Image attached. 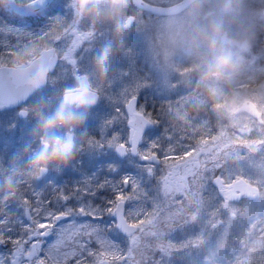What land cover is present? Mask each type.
<instances>
[{
	"label": "rangeland",
	"instance_id": "1",
	"mask_svg": "<svg viewBox=\"0 0 264 264\" xmlns=\"http://www.w3.org/2000/svg\"><path fill=\"white\" fill-rule=\"evenodd\" d=\"M55 1L45 11L53 19L48 30L40 37L29 35L26 43L22 39L19 47L5 46L0 53V64L12 59L20 64L43 49H57L58 63L46 87L22 108L40 95L54 96L71 87L76 83L75 76L86 74L92 57L112 40L110 26L89 35L87 25L74 22L68 0ZM251 1L244 0L239 13L228 15L222 14L225 0H199L183 14L172 17L129 9V16L135 19L127 30L125 49L113 62L111 83L99 93L100 102L90 111L86 128L94 141L102 118L117 116L118 126L126 131L130 116L122 101L129 95L139 97L137 110L155 121L157 128L150 129L135 157L120 159L115 148L98 149L92 142L72 165L59 172L50 170L48 176L65 175L63 186L68 188L93 174L100 180L108 177L117 183L118 191L105 188L93 202L109 208L125 200V215L138 230L121 237L116 225L111 224L110 217L115 222L112 215L103 212L104 219L95 222L99 230L92 234L95 248L79 256V264L102 259L111 264H205V257L211 253L216 254L218 264H264V70H248L259 66L264 56V16L263 7H255ZM18 2L27 4L29 0ZM196 7L199 16L194 15ZM211 19L224 21L231 38H248L254 48L249 58H239L236 88L240 101L231 119H218L204 93L197 89L195 65L204 50L194 43V34ZM247 99L257 105L261 121L242 109ZM197 105L198 110H194ZM118 106L120 111L116 113ZM185 111L191 114L181 121L178 117ZM18 113V109L0 112V164H7L11 153L31 134L34 121ZM159 130L162 136L158 138L155 134ZM152 154H157L161 163L140 161ZM110 164L116 165L115 171L109 169ZM216 175L228 185L238 178L252 182L260 188V200L244 197L239 202L228 201L212 185ZM125 176L126 187L122 183ZM28 188L33 190L22 181L15 197L5 201L0 194V240L7 244L5 251L0 247V252L13 247L8 236L21 234L19 221L27 223L22 203ZM103 195L113 198L114 203L106 204L101 200ZM114 237L120 240H112ZM221 240L224 247L218 249ZM137 252L141 256L138 260Z\"/></svg>",
	"mask_w": 264,
	"mask_h": 264
},
{
	"label": "clouds",
	"instance_id": "2",
	"mask_svg": "<svg viewBox=\"0 0 264 264\" xmlns=\"http://www.w3.org/2000/svg\"><path fill=\"white\" fill-rule=\"evenodd\" d=\"M136 2L68 0L76 24L87 25L89 35L110 26L112 40L92 57L89 70L71 87L54 96L40 95L18 113L24 119L30 117L34 123L31 139L11 153L7 164H0V191L5 201L17 195L22 181L39 180L49 170L59 172L67 168L86 147L91 146L93 141L86 128L88 116L99 99V93L111 83L113 62L125 49V37L130 26L129 9ZM243 2L225 0L222 14L239 13ZM193 12L199 16V7ZM194 43L204 50L200 62L195 65L197 89L204 93L210 110L218 119H231L240 101L236 88L240 74L237 49L250 50L251 41L237 42L229 35L224 21L211 19L194 34ZM47 82L45 75L38 76L32 81V90H39ZM198 108L197 105L194 110ZM190 114L185 111L178 118L185 121ZM9 127H14V124ZM223 247L224 241L221 240L218 249ZM205 264H218L216 254L206 256Z\"/></svg>",
	"mask_w": 264,
	"mask_h": 264
},
{
	"label": "snow or ice",
	"instance_id": "3",
	"mask_svg": "<svg viewBox=\"0 0 264 264\" xmlns=\"http://www.w3.org/2000/svg\"><path fill=\"white\" fill-rule=\"evenodd\" d=\"M3 91L4 83L0 80V94ZM138 103L139 97L132 95L122 101L131 116H135ZM114 111L119 113L120 107ZM117 120V116L102 118L99 136L93 143L98 149L115 148L123 156L127 153L121 145L125 148L135 145L136 133L131 120L125 123L126 131L118 126ZM132 151L135 152V147ZM108 167L116 170L114 164ZM123 179L127 180V176ZM105 188H111L114 193L118 191L116 182L108 177L100 180L93 174L71 188L46 185L24 194L22 207L27 223L20 220L21 234L8 236L7 241L13 247L0 252V264H79L78 254L91 243L93 232L99 230L95 222L104 219L105 211L109 216L116 212V207L103 208L93 202ZM101 200L108 205L114 203L113 198L108 199L106 195L101 196ZM4 246V240H0V247Z\"/></svg>",
	"mask_w": 264,
	"mask_h": 264
},
{
	"label": "water",
	"instance_id": "4",
	"mask_svg": "<svg viewBox=\"0 0 264 264\" xmlns=\"http://www.w3.org/2000/svg\"><path fill=\"white\" fill-rule=\"evenodd\" d=\"M194 1L196 0H181L173 5L162 6L148 3L145 0H137L134 5L141 9L147 10L152 14L163 16L178 14L186 10ZM50 2L51 0H33L30 2L31 6H29V2L28 4L22 5L16 3V0H9L12 8L22 15H31L33 13L39 12L40 10L44 9ZM131 20L132 19L129 18V25L131 24ZM54 51V48L44 50L39 56L35 57L31 61H28L27 64H22L21 66H0V80H2L4 83V91L2 94H0V110L10 109L21 105L33 93L37 91L32 90V81L42 74L47 77L48 71L54 70L57 61ZM44 86H42L41 88H43ZM242 105L243 109L250 115L260 117L259 111L251 101H245ZM131 121L134 124L136 133V143L135 145H131V147H135V152L132 151V153L136 154L137 146L140 144L145 131L148 130V128H150L152 124L142 114H139L137 112H135V116H133ZM121 148L125 150L123 146H121ZM120 156L124 157L125 155ZM146 160H153V157L147 158ZM214 182L215 184L223 186V180H221L220 178H216ZM233 190L239 192L232 193L231 190H226L227 198L239 200L240 197L245 193H248V197L253 199H257L259 197L257 187L252 186L244 179L237 180L233 185ZM113 214L117 219L118 228L122 232L129 233L131 231H134L135 226L127 224V221L124 217L123 201L118 203L116 212H114ZM99 264L108 263L103 261Z\"/></svg>",
	"mask_w": 264,
	"mask_h": 264
},
{
	"label": "trees",
	"instance_id": "5",
	"mask_svg": "<svg viewBox=\"0 0 264 264\" xmlns=\"http://www.w3.org/2000/svg\"><path fill=\"white\" fill-rule=\"evenodd\" d=\"M6 10L7 3L6 0H3V3H0V53L5 46L19 47V44H23L20 42L22 39L26 43L29 40V35L30 37L31 35L40 37L44 31L49 29L48 24H40V20L32 26L28 23L27 17ZM8 62L15 61L12 59ZM260 70L261 72L264 70V65Z\"/></svg>",
	"mask_w": 264,
	"mask_h": 264
},
{
	"label": "flooded vegetation",
	"instance_id": "6",
	"mask_svg": "<svg viewBox=\"0 0 264 264\" xmlns=\"http://www.w3.org/2000/svg\"><path fill=\"white\" fill-rule=\"evenodd\" d=\"M253 1H255V0H252L251 2H253ZM54 4H55V2L53 3V4H51L50 6H49V8H48V10L50 9V8H52L53 6H54ZM52 6V7H51ZM43 15H46V13L44 14L43 13ZM99 96H100V94H99ZM100 102V101H99ZM98 106V105H97ZM97 106H94L91 110H94L95 109V107H97ZM156 136V135H155ZM31 139V135H29V137H28V140H30ZM157 155V154H156ZM158 156V155H157ZM158 158H159V156H158ZM161 158H159V163H161V160H160ZM49 172H50V170H49ZM49 172L47 173V176L44 178V179H42L41 181H37V180H33V181H30V182H28V181H23V184H30V185H32L33 186V190L34 189H39L38 187L39 186H41L42 188L43 187H45L46 185H48V186H51V185H61V186H63V185H66V183H65V178H66V176L65 175H57L56 177H51V176H48L49 175ZM176 177V175H173V178H175ZM33 182L34 183H36L37 185L36 186H34L33 185ZM230 187V186H229ZM218 189V188H217ZM27 191L28 192H30L31 191V189L30 188H28L27 189ZM218 191L220 192L221 190H220V188L218 189ZM102 193V192H101ZM110 220H111V224H115L114 223V221H113V219L110 217ZM131 223V222H130ZM138 229H136V231H137ZM135 231V232H136ZM117 232L120 234V236L121 237H124V236H126V235H124V234H122V233H120L118 230H117ZM112 240H116V241H119L120 239H118L117 237H114V238H112ZM6 242H5V246H4V249L5 248H7L6 247ZM95 248V241H94V236L92 235L91 236V243H89L88 245H87V247L77 256V258L76 259H78L79 258V256H81V255H86V253H87V249H89V251H93V249ZM5 251V250H4ZM126 254V253H125ZM124 254V255H125ZM134 254V253H133ZM136 255V257H135V259H139L141 256H140V254H138V252L135 254ZM86 260V259H85ZM83 262V261H82ZM80 264H82V263H80Z\"/></svg>",
	"mask_w": 264,
	"mask_h": 264
}]
</instances>
